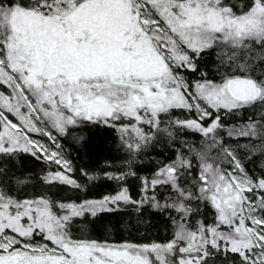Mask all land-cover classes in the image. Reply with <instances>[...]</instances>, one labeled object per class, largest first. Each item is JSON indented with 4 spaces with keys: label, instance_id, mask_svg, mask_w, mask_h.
<instances>
[{
    "label": "snow or ice",
    "instance_id": "1",
    "mask_svg": "<svg viewBox=\"0 0 264 264\" xmlns=\"http://www.w3.org/2000/svg\"><path fill=\"white\" fill-rule=\"evenodd\" d=\"M209 54L213 67L201 70ZM241 112L247 119L227 135L246 143L233 146L221 136L223 117ZM85 125L117 132L129 157L164 134L203 139L140 178L139 200L126 187L135 172L84 169L88 183L103 178L119 190L55 199L57 185L87 190L60 143ZM24 154L46 163L48 192L8 179L7 162ZM257 154L264 158V0H0V264H264V164L259 175L246 167ZM129 204L168 212L171 238L74 235L78 218Z\"/></svg>",
    "mask_w": 264,
    "mask_h": 264
},
{
    "label": "trees",
    "instance_id": "2",
    "mask_svg": "<svg viewBox=\"0 0 264 264\" xmlns=\"http://www.w3.org/2000/svg\"><path fill=\"white\" fill-rule=\"evenodd\" d=\"M214 56L209 54L201 61V70L208 71L213 67ZM197 74H192L191 78H197ZM211 76V73H210ZM187 113L176 110L174 117L184 118ZM194 115V114H193ZM248 113L241 112L238 115H228L223 117L224 128H231L245 122ZM163 127V125H162ZM82 137V139H81ZM201 135L186 130L169 139L166 134L158 138V142L149 146L139 154L129 157L127 151L121 146L118 133L114 130L82 126L75 129L70 135L62 138L60 143L63 146L67 158L72 162L75 169L72 175L79 182L87 184L86 191H76L68 186H54L49 192L55 199L83 200L98 199L106 194H115L119 190V185L115 181L98 179L88 183L81 175L80 170H86L90 175H99L103 172L133 171L135 176L127 178L126 187L134 200H139L141 193V179L151 177L159 167L167 164L176 158L178 152L188 153V145L199 141ZM234 144L246 143L244 139L232 138ZM187 142L185 144L184 142ZM243 152V150H240ZM11 173L8 179L15 183V178H28L30 185L27 190L29 193L48 192V186L43 185L40 177L47 170V165L43 160H36L30 155L24 154L18 162H7ZM264 164V158L258 154L253 156L251 161H246V167L250 172L260 174L261 166ZM53 167V166H52ZM55 168V167H53ZM198 173V165L193 164L191 175L187 177L189 182ZM0 179H4L0 177ZM31 185H35L32 187ZM166 195L163 190L158 192V198ZM175 213H173L174 215ZM209 218L211 212H208ZM202 218V217H199ZM76 228L81 231H75L74 235L81 238H92L110 243H135L144 244L151 242H164L171 238L173 228L168 219V212H161L158 209L150 208L145 205L138 213L136 207L129 204L121 206L119 210L98 214L97 217L90 215L78 218Z\"/></svg>",
    "mask_w": 264,
    "mask_h": 264
},
{
    "label": "rangeland",
    "instance_id": "3",
    "mask_svg": "<svg viewBox=\"0 0 264 264\" xmlns=\"http://www.w3.org/2000/svg\"><path fill=\"white\" fill-rule=\"evenodd\" d=\"M244 123V122H243ZM240 124H242V123H240ZM239 124V125H240ZM238 126V125H237ZM232 128V127H231ZM231 128H224L223 129V131L221 132V136L223 137V139H224V141L226 142V143H228V144H234L233 142H231V141H233V139L232 138H229L228 137V135H227V132H228V130H230ZM189 131H191V130H189ZM193 132V131H192ZM195 133V132H194ZM201 135V134H200ZM41 139H43L46 143H47V138H41ZM202 139H203V137H202V135H201V138H200V140L198 141L197 140V142H195V143H193V145H196L197 147L200 145V143H201V141H202ZM188 153H186V155H187ZM213 155H214V153H213ZM192 161H193V164H194V162H196V164L198 165V161L194 158V157H192ZM224 167H227V163L225 162L224 163V165H223ZM53 167H56L55 165H53ZM149 194H151V193H149ZM161 202H163V201H161ZM121 206H125V205H121Z\"/></svg>",
    "mask_w": 264,
    "mask_h": 264
}]
</instances>
